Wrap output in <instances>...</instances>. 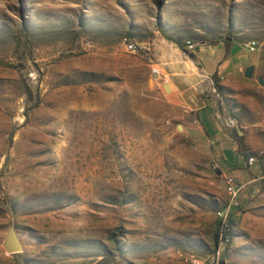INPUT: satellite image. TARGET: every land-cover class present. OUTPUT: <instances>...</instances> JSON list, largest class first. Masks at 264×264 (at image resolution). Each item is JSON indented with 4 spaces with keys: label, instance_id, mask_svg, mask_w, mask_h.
Listing matches in <instances>:
<instances>
[{
    "label": "rangeland",
    "instance_id": "1",
    "mask_svg": "<svg viewBox=\"0 0 264 264\" xmlns=\"http://www.w3.org/2000/svg\"><path fill=\"white\" fill-rule=\"evenodd\" d=\"M165 33L264 35V0H0V264H264V178L240 189L231 240L216 245L228 172L169 117L151 61L119 42L153 61ZM236 147L222 155L250 176L258 163ZM10 223L19 252L2 246Z\"/></svg>",
    "mask_w": 264,
    "mask_h": 264
},
{
    "label": "crops",
    "instance_id": "2",
    "mask_svg": "<svg viewBox=\"0 0 264 264\" xmlns=\"http://www.w3.org/2000/svg\"><path fill=\"white\" fill-rule=\"evenodd\" d=\"M253 39L259 47L251 51L246 43ZM234 43H241L246 51L233 52ZM152 44L153 63L159 67V78L154 79L153 87L169 103L172 109L169 117L181 123L183 132L195 145L215 150L221 170L234 175L247 189H255L256 180L264 178V82L259 81L260 76L264 80V35L233 34L227 39L222 36L214 43L194 42L192 50L165 36ZM246 52L254 54L250 59L254 66L251 76L244 75L245 66L240 62ZM214 77L221 85L220 91L215 88ZM164 82L169 86L168 91L162 86ZM229 120L233 121L232 125ZM236 132L244 134L242 141L261 157L258 160L253 155L254 160L248 165L245 149L243 154L238 151L247 169L258 163L250 176L244 174L242 178L233 172L222 155L225 143L236 142ZM258 196L264 199V191ZM231 215L235 219L234 212ZM46 264L95 263L80 257L56 259Z\"/></svg>",
    "mask_w": 264,
    "mask_h": 264
},
{
    "label": "built area",
    "instance_id": "3",
    "mask_svg": "<svg viewBox=\"0 0 264 264\" xmlns=\"http://www.w3.org/2000/svg\"><path fill=\"white\" fill-rule=\"evenodd\" d=\"M119 42L126 50L133 52V53H138V54H142V55L146 56L147 59L151 61L150 71H151L152 77L154 79L159 78V67L156 64H154L153 61L151 60V57L149 56V52L147 51L149 49V47H146V46L139 44L136 39H134L133 37H131L129 35H122L119 39ZM246 46L249 48V50L252 51V50H255L259 47V43L255 39H253V40H249V42L246 43ZM186 47L188 49L192 50V49H194L195 45H194V43L188 42L186 40ZM228 122L231 125L233 124L232 120H229ZM253 160H254V156L249 155L247 157L246 162L249 165L253 162ZM213 165H214V163H213ZM224 183L227 184L229 189H230V199H229V202L227 203V209L226 210H224L222 212H216L218 218L221 219L222 222H224L227 219V215L229 213L230 206L233 204H237L238 192L244 186V183L238 181V179L232 174H225L224 175Z\"/></svg>",
    "mask_w": 264,
    "mask_h": 264
},
{
    "label": "trees",
    "instance_id": "4",
    "mask_svg": "<svg viewBox=\"0 0 264 264\" xmlns=\"http://www.w3.org/2000/svg\"><path fill=\"white\" fill-rule=\"evenodd\" d=\"M228 29L232 30V24L231 22H229L227 24ZM235 35V34H234ZM166 38L168 39H172L173 41H176L181 47L185 48L186 45V40L187 41H191V38H185L184 36H173L170 35L168 33H165L164 35ZM231 35L226 34L225 36H223L224 38H228ZM217 39H222V37L219 38H215V37H210L209 39L201 38L200 41H203L205 43H214ZM214 83H215V88L220 91L221 90V85L217 82L216 78L214 77ZM235 141H236V145H237V150L243 154V149H242V136L239 133H235ZM226 206V204H224V206H222V208H224ZM219 208V209H222ZM232 212L233 210L229 211L227 216V219L222 222L221 219H217V228L216 231L214 233V238H215V244L217 245L220 241H224L225 243H228L231 240V237L233 235V224H235V219L232 218ZM117 259V257L115 258ZM113 259V260H115ZM98 264H103V263H98ZM116 264H127L126 262L122 263V262H116Z\"/></svg>",
    "mask_w": 264,
    "mask_h": 264
},
{
    "label": "water",
    "instance_id": "5",
    "mask_svg": "<svg viewBox=\"0 0 264 264\" xmlns=\"http://www.w3.org/2000/svg\"><path fill=\"white\" fill-rule=\"evenodd\" d=\"M253 67L254 66L252 64L247 65L244 69V75L245 76H251L252 72H253ZM259 81L261 83L264 82L262 76L259 77ZM162 86L166 91L169 90V86L166 82H164L162 84ZM177 127H178V129H181L182 128L181 123H177ZM2 246L4 247V250L6 252H19L20 250H22V242H21V239L15 230L14 223L9 224V226L5 232V235L3 237V240H2ZM126 263L127 264H138V263L131 261V260H126Z\"/></svg>",
    "mask_w": 264,
    "mask_h": 264
},
{
    "label": "bare ground",
    "instance_id": "6",
    "mask_svg": "<svg viewBox=\"0 0 264 264\" xmlns=\"http://www.w3.org/2000/svg\"><path fill=\"white\" fill-rule=\"evenodd\" d=\"M188 42H191V41H188ZM225 189H226V191L228 192V194H229V196H230V189H229V187H228L227 184H225ZM228 202H229V201H228ZM226 209H227V204H226V206H225L224 208L218 210L217 212H222V211H224V210H226ZM227 216H229V215H227Z\"/></svg>",
    "mask_w": 264,
    "mask_h": 264
}]
</instances>
